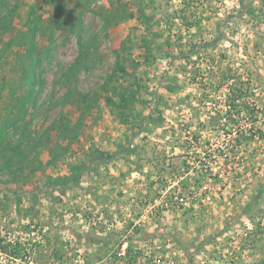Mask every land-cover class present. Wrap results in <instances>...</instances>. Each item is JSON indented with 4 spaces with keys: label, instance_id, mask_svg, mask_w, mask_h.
<instances>
[{
    "label": "rangeland",
    "instance_id": "obj_1",
    "mask_svg": "<svg viewBox=\"0 0 264 264\" xmlns=\"http://www.w3.org/2000/svg\"><path fill=\"white\" fill-rule=\"evenodd\" d=\"M0 264H264V0H0Z\"/></svg>",
    "mask_w": 264,
    "mask_h": 264
},
{
    "label": "trees",
    "instance_id": "obj_2",
    "mask_svg": "<svg viewBox=\"0 0 264 264\" xmlns=\"http://www.w3.org/2000/svg\"><path fill=\"white\" fill-rule=\"evenodd\" d=\"M228 79L230 81L229 84H226L229 101L228 105L229 107L235 108L236 103L247 102L248 98L251 97L253 92L250 91L249 82L237 83L231 74H229Z\"/></svg>",
    "mask_w": 264,
    "mask_h": 264
}]
</instances>
